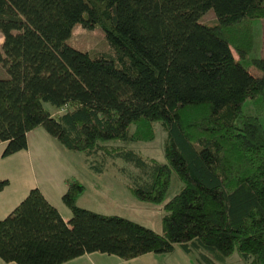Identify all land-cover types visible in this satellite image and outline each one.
<instances>
[{"label":"trees","instance_id":"16d2710c","mask_svg":"<svg viewBox=\"0 0 264 264\" xmlns=\"http://www.w3.org/2000/svg\"><path fill=\"white\" fill-rule=\"evenodd\" d=\"M209 9L212 24L201 21ZM261 18L264 0H0L2 156L43 126L68 149L101 153L99 171L106 155L132 161V192L166 211L161 232L94 211L77 204L85 185L70 177L64 219L34 186L0 218V258L61 264L100 251L129 259L179 243L201 264L235 251L264 264V56L251 55ZM77 22L101 26L109 49L69 44ZM157 123L165 162L104 143L152 140ZM172 173L180 187L164 200ZM7 184L0 179V190Z\"/></svg>","mask_w":264,"mask_h":264},{"label":"rangeland","instance_id":"374dc122","mask_svg":"<svg viewBox=\"0 0 264 264\" xmlns=\"http://www.w3.org/2000/svg\"><path fill=\"white\" fill-rule=\"evenodd\" d=\"M201 21L207 24L216 22V15L212 9L207 10L201 17ZM255 45L251 51L252 56H264V19L255 20ZM3 36L0 32V44ZM67 42L72 46L83 51H105L108 50V43L104 36L101 26L94 27L83 26L80 22L72 26L70 36ZM235 56H237L235 54ZM255 72H259L256 70ZM6 68L0 63V77H7ZM250 98H246L242 103L245 112L251 111ZM46 108L56 113V109L51 103L45 101ZM264 124V116L262 118ZM164 132L157 123L156 135L154 139L148 141H131L111 139L104 141L107 144L122 145L126 149H132L143 160L150 163L152 159L165 162L166 157L163 152ZM31 143H45L54 154L59 158L58 162L65 164V172L70 177H76L85 185V191L77 200V204L94 211L105 214H117L130 218L138 223L151 227L157 232H161V219L166 212L163 208V202H151L137 198L131 190L135 183V173L138 168L132 161H128L121 156L111 157L106 155L101 171L95 169L92 164L101 163V153L93 156H87L83 151H75L66 148L56 137L49 134L43 126L35 129L34 137H31ZM62 160V161H61ZM180 187V181L172 173L170 187L165 199L171 197ZM48 188V187H47ZM51 196L54 204L65 210L70 215V210L61 200L56 197L54 189ZM68 216V215H67ZM151 258H148L147 264H199L196 257V251L186 252L179 243L174 245L170 252H152ZM118 257V256H117ZM218 264H246L238 252H233L224 262Z\"/></svg>","mask_w":264,"mask_h":264},{"label":"crops","instance_id":"0c3cea01","mask_svg":"<svg viewBox=\"0 0 264 264\" xmlns=\"http://www.w3.org/2000/svg\"><path fill=\"white\" fill-rule=\"evenodd\" d=\"M36 128L27 132L26 148L7 156H2V150L6 143L5 141L0 142V179H8V184L0 190V218L7 215L34 186L39 187L45 197L53 204L51 196L54 189L57 198L61 197L66 190V179L70 176L65 172V164L58 162L59 158L47 144L30 142L31 137H34ZM58 209L64 219L70 216L67 211ZM151 256H153L152 252H147L124 259L115 254L92 251L66 260L61 264H147L146 262ZM197 256L196 252V259ZM198 263L201 264L199 261ZM0 264L16 263L0 258Z\"/></svg>","mask_w":264,"mask_h":264}]
</instances>
